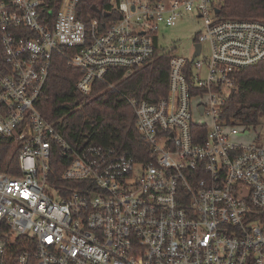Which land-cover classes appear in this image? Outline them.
Masks as SVG:
<instances>
[{"label": "built area", "instance_id": "1", "mask_svg": "<svg viewBox=\"0 0 264 264\" xmlns=\"http://www.w3.org/2000/svg\"><path fill=\"white\" fill-rule=\"evenodd\" d=\"M213 1L110 0V24L80 18L78 0L0 1V142L19 172L0 171V264H264V125L222 119L240 72L264 60V22L219 21ZM189 12L203 31L190 59L172 55L167 96L129 101L143 161L76 149L42 116L55 57L89 95L145 66L160 27ZM56 151L70 158L59 178Z\"/></svg>", "mask_w": 264, "mask_h": 264}, {"label": "trees", "instance_id": "2", "mask_svg": "<svg viewBox=\"0 0 264 264\" xmlns=\"http://www.w3.org/2000/svg\"><path fill=\"white\" fill-rule=\"evenodd\" d=\"M60 3L61 0H52V10L56 11ZM93 6L101 13L92 11ZM213 6L219 21L264 22V0H214ZM77 14L105 24L121 18L110 0H78ZM159 52L156 48L152 59L130 74L125 69H115L105 82H96L89 95L76 88L81 71L57 56L38 109L76 149L90 145L111 147L143 161L149 148L136 128L135 111L129 101L156 102L167 96L172 54ZM222 119L234 125H264V60L240 72L235 94L227 101ZM12 148L9 142H0V171L16 175L19 172L10 166L18 163V155L11 152ZM69 159L59 151L53 153L51 169L56 177L61 176Z\"/></svg>", "mask_w": 264, "mask_h": 264}, {"label": "rangeland", "instance_id": "3", "mask_svg": "<svg viewBox=\"0 0 264 264\" xmlns=\"http://www.w3.org/2000/svg\"><path fill=\"white\" fill-rule=\"evenodd\" d=\"M203 31V21L194 12L180 18L174 27L161 26L157 33V48L160 54L170 52L173 56L190 59L194 52L195 40ZM208 53V46H204Z\"/></svg>", "mask_w": 264, "mask_h": 264}, {"label": "water", "instance_id": "4", "mask_svg": "<svg viewBox=\"0 0 264 264\" xmlns=\"http://www.w3.org/2000/svg\"><path fill=\"white\" fill-rule=\"evenodd\" d=\"M92 11H94L95 13H97V14H100L101 13V11L96 7V6H93L92 7ZM216 13H218V10H216ZM196 53L194 54V57H196V56H198L199 55V53H200V51H201V44H199V43H197L196 44ZM234 94H235V90H233L232 91V93H231V98L234 96Z\"/></svg>", "mask_w": 264, "mask_h": 264}]
</instances>
